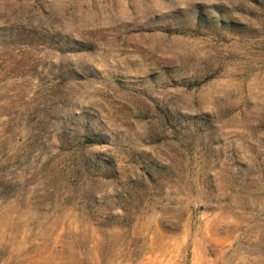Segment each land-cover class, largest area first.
<instances>
[{
  "label": "rangeland",
  "instance_id": "rangeland-1",
  "mask_svg": "<svg viewBox=\"0 0 264 264\" xmlns=\"http://www.w3.org/2000/svg\"><path fill=\"white\" fill-rule=\"evenodd\" d=\"M0 264H264V0H0Z\"/></svg>",
  "mask_w": 264,
  "mask_h": 264
}]
</instances>
